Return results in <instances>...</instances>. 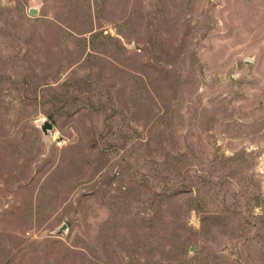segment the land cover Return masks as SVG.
I'll return each instance as SVG.
<instances>
[{"label": "rangeland", "instance_id": "1", "mask_svg": "<svg viewBox=\"0 0 264 264\" xmlns=\"http://www.w3.org/2000/svg\"><path fill=\"white\" fill-rule=\"evenodd\" d=\"M0 264H264V0H0Z\"/></svg>", "mask_w": 264, "mask_h": 264}, {"label": "water", "instance_id": "2", "mask_svg": "<svg viewBox=\"0 0 264 264\" xmlns=\"http://www.w3.org/2000/svg\"><path fill=\"white\" fill-rule=\"evenodd\" d=\"M29 14L35 15L36 14V10L31 8L29 10ZM40 128H41V131H42L43 135L46 136V137L49 136L50 133L53 131V126L47 120H42L40 122ZM64 229H65V226H62L60 231H62Z\"/></svg>", "mask_w": 264, "mask_h": 264}]
</instances>
